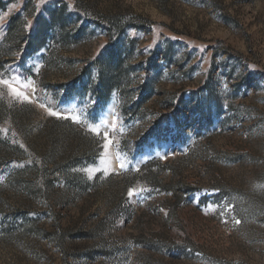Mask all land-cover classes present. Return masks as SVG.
<instances>
[{"label":"rangeland","instance_id":"rangeland-1","mask_svg":"<svg viewBox=\"0 0 264 264\" xmlns=\"http://www.w3.org/2000/svg\"><path fill=\"white\" fill-rule=\"evenodd\" d=\"M0 76V264H264V0H0Z\"/></svg>","mask_w":264,"mask_h":264},{"label":"trees","instance_id":"trees-1","mask_svg":"<svg viewBox=\"0 0 264 264\" xmlns=\"http://www.w3.org/2000/svg\"><path fill=\"white\" fill-rule=\"evenodd\" d=\"M18 17L15 18L13 20V24L18 21ZM12 24V25H13ZM51 53V49L49 50ZM47 55L45 56V60L47 59ZM85 72H87L88 70L85 69ZM117 82V76H114L109 82L105 83V85L103 86L107 91H110V89L115 85V83ZM18 154H20L19 152V148L18 147H12L9 145H3L0 147V163L4 160H8V159H13V157L18 156ZM25 173H18V175L16 176V181L19 185L25 187L28 190H33V186L31 184L30 181L27 180V178L25 177Z\"/></svg>","mask_w":264,"mask_h":264},{"label":"snow or ice","instance_id":"snow-or-ice-1","mask_svg":"<svg viewBox=\"0 0 264 264\" xmlns=\"http://www.w3.org/2000/svg\"><path fill=\"white\" fill-rule=\"evenodd\" d=\"M0 83H3V84H6V85H8V84H10V81L8 80V79H3L2 78V76H0ZM13 92L15 93V95H17V96H19L20 95V93L19 92H16L15 91V89H13ZM51 115H57V113H55V112H51L50 113ZM237 224H239L240 223V221L239 220H237V221H235Z\"/></svg>","mask_w":264,"mask_h":264}]
</instances>
